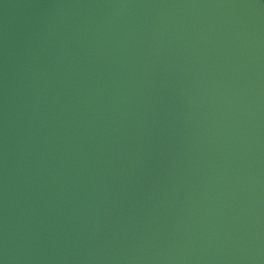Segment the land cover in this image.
<instances>
[{"label": "water", "instance_id": "obj_1", "mask_svg": "<svg viewBox=\"0 0 264 264\" xmlns=\"http://www.w3.org/2000/svg\"><path fill=\"white\" fill-rule=\"evenodd\" d=\"M153 1H69L60 18L76 47L9 65L0 264H264L261 0H226L225 37L248 43L260 68L219 103L158 45ZM254 86L249 121L236 105Z\"/></svg>", "mask_w": 264, "mask_h": 264}, {"label": "bare ground", "instance_id": "obj_2", "mask_svg": "<svg viewBox=\"0 0 264 264\" xmlns=\"http://www.w3.org/2000/svg\"><path fill=\"white\" fill-rule=\"evenodd\" d=\"M69 1L78 0H52L42 9H34L30 5L19 6L14 4V0H10L7 10L0 9V98L10 89L12 74L18 66L11 70L17 62L9 65L18 58L20 61L26 59L25 61H30L35 66L45 60L63 56L67 49L76 47L71 41L67 42V24L60 18L62 6ZM188 1L168 0L164 8L159 6V0L153 1L158 45L196 85L219 103L235 82L250 77L256 68H260V63L247 53L251 52L248 43L242 39H226L225 30L227 27L230 29L226 22V0H201L196 5L193 4L194 0ZM102 2L108 8L111 0ZM111 14L112 12L108 13L106 19ZM97 19L84 17L83 22L90 30L96 26ZM209 20L218 21L220 30H211L207 26ZM181 48L187 51L182 54ZM44 51L50 55L39 56ZM245 53L248 55H243ZM256 91L254 86L239 95L236 106L242 119L250 121L253 93ZM243 130L251 139L250 125L244 124Z\"/></svg>", "mask_w": 264, "mask_h": 264}, {"label": "rangeland", "instance_id": "obj_3", "mask_svg": "<svg viewBox=\"0 0 264 264\" xmlns=\"http://www.w3.org/2000/svg\"><path fill=\"white\" fill-rule=\"evenodd\" d=\"M184 2L188 1V0H183ZM201 0H194L193 4H198ZM189 2V1H188ZM261 11L263 12L264 9V0H261V5H260Z\"/></svg>", "mask_w": 264, "mask_h": 264}]
</instances>
